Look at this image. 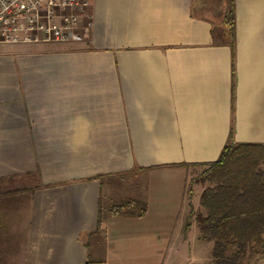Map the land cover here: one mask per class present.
<instances>
[{"label":"crops","instance_id":"obj_1","mask_svg":"<svg viewBox=\"0 0 264 264\" xmlns=\"http://www.w3.org/2000/svg\"><path fill=\"white\" fill-rule=\"evenodd\" d=\"M86 2L77 39L0 44V264L186 260L190 174L264 145V0H232V47L201 10L230 0Z\"/></svg>","mask_w":264,"mask_h":264},{"label":"trees","instance_id":"obj_2","mask_svg":"<svg viewBox=\"0 0 264 264\" xmlns=\"http://www.w3.org/2000/svg\"><path fill=\"white\" fill-rule=\"evenodd\" d=\"M223 36L234 44V11L232 0L222 19ZM264 164V145L236 144L229 134L218 159L206 165L201 173L199 204L204 211L195 221L199 239L213 242L211 260L204 264H253L263 256L264 183L260 166ZM103 177H95L101 180ZM110 215L141 216L145 205L126 200L107 209ZM189 215L192 216L190 207ZM190 224L186 223L184 231ZM254 259V260H253ZM252 261V262H251Z\"/></svg>","mask_w":264,"mask_h":264},{"label":"built area","instance_id":"obj_3","mask_svg":"<svg viewBox=\"0 0 264 264\" xmlns=\"http://www.w3.org/2000/svg\"><path fill=\"white\" fill-rule=\"evenodd\" d=\"M86 0H0V44L67 43ZM91 27L92 17H85Z\"/></svg>","mask_w":264,"mask_h":264},{"label":"rangeland","instance_id":"obj_4","mask_svg":"<svg viewBox=\"0 0 264 264\" xmlns=\"http://www.w3.org/2000/svg\"><path fill=\"white\" fill-rule=\"evenodd\" d=\"M201 10L206 15H211L214 20L218 18V13L221 11H224V15L228 12V6H221V8L217 5L215 6H204L201 7ZM205 167L196 168L191 174L190 179L188 182V189L187 194L191 196H195L198 193H201L202 190L207 186L206 183L202 182L201 179V173L205 170ZM117 198V197H116ZM113 203H117L118 201L112 200ZM200 210V208H199ZM195 215H203L204 211L201 210V212H195ZM195 231L189 230L187 232L188 238L190 239V245L185 248V250L188 252V257L186 260H181L179 258H183V255H179V257H176L174 260H170V251L167 253H163L159 256H154L151 262L146 261L145 264H203L206 262H209L212 257V248H213V242L211 241H205V240H196L194 239ZM263 240V256L257 257L255 261H253V264H264V235L260 238L256 239V244H259ZM87 241H89L87 239ZM99 242V241H98ZM162 250L166 247H161ZM169 249H174V247H170ZM165 252V251H164ZM133 256V255H132ZM126 262L125 264H144L143 261H135L132 259L131 256H125ZM121 256L124 262V258ZM254 260V259H253ZM252 262V261H251Z\"/></svg>","mask_w":264,"mask_h":264}]
</instances>
